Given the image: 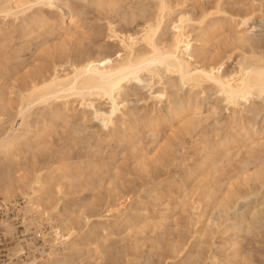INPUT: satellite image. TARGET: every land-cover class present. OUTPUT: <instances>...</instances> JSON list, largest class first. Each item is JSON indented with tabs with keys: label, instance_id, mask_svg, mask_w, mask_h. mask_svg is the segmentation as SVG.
Masks as SVG:
<instances>
[{
	"label": "rangeland",
	"instance_id": "rangeland-1",
	"mask_svg": "<svg viewBox=\"0 0 264 264\" xmlns=\"http://www.w3.org/2000/svg\"><path fill=\"white\" fill-rule=\"evenodd\" d=\"M169 1L171 19L182 14L190 19L192 66L209 67L222 58L225 73L248 54L264 56V0ZM56 5H31L20 19L0 15V106L9 101L0 107L1 134L21 122L15 115L18 100L37 78L57 70L65 74L87 61L112 63L123 53L119 37H139L157 11L155 0H59ZM244 16L251 17L246 26ZM165 32L164 37L170 34L168 25ZM239 35L247 40L241 43ZM146 78L121 92L112 123L104 125L79 101L56 116L61 104L53 101L45 114L32 115L36 121L30 117L27 137L13 148L12 159L0 154V167L9 171L8 177L0 171L2 182L9 178L21 186L0 192V201L9 205L13 249L30 252L11 264L44 259L51 244L60 248L54 234L61 228L59 218H70L66 229L73 225L75 234L67 237L83 239V256L93 252L95 237L110 233L105 245L111 251L104 249L102 258H117L116 249L113 264H264V94L233 105L208 83L196 87L173 80L176 86L169 87L166 76L152 85ZM162 89L165 95L154 98ZM93 102L109 110L107 99ZM37 176L50 184L39 209L25 202ZM31 211L50 216L40 213L34 224ZM145 217L152 226L137 235L143 246L133 247L127 227ZM88 230L94 237L85 235ZM107 256L87 264H112Z\"/></svg>",
	"mask_w": 264,
	"mask_h": 264
},
{
	"label": "bare ground",
	"instance_id": "bare-ground-1",
	"mask_svg": "<svg viewBox=\"0 0 264 264\" xmlns=\"http://www.w3.org/2000/svg\"><path fill=\"white\" fill-rule=\"evenodd\" d=\"M58 1L59 0H36V1L0 0V15H5L14 18L16 17L17 19L19 18L20 15L24 16L26 11L30 10L29 7H31V5L41 4L43 7L52 9L54 6L58 7L56 5ZM155 1L157 5L156 14L154 15V17L147 19L146 26L141 30V33L138 35L139 37H135V35L133 36L132 34L128 35L127 37L118 36L120 40V44L123 49L122 50L123 53L119 58L117 57L116 60H113L112 63L102 64L100 62L87 61L82 63L81 65L73 66L72 70L65 74H59L57 70L54 73L48 75L47 77H42L43 76L42 75L41 78L38 76L39 78H37L35 81L33 80L34 82L33 85L31 84L32 86H30L31 88L29 92L27 93L24 92L26 94H21L20 98L18 97L19 100L17 104L18 106L16 111L17 114L15 115L21 118V122L18 124L16 128L11 127V129H9L10 131L8 133L6 132L7 134L4 135L1 134L2 132L0 133V154H2L6 160H10V158L12 159L11 156H13L12 155L13 148L16 145H19L22 140L26 139L30 127L29 122H31V120L29 119L30 117H32L33 114H35V112L36 113L38 112L37 114H35L37 116L40 114H45L42 110L46 109L47 106L51 105L53 101H58L61 104V109L56 108L57 110L54 112L56 113V116H58L57 114H60L61 111L68 110L69 106L73 101H79L80 106L82 108L92 109L94 115L97 116V118L99 117L101 121L104 123V125L110 124L114 121V116L116 112L120 111L121 104L119 101V97L121 95V92L125 90L128 84L133 81L137 83L142 82L145 79V78L142 79V76L148 77L146 79L147 80L149 79L148 82H150L151 85L156 82L155 80H157V82L160 83L164 82L163 78L166 76V78H168L169 80L168 81L169 87L176 86L175 84H173V80L174 81L178 80L177 82L179 83L181 82L182 84H187L196 87H200L203 84L208 83L215 88V91L218 94H220L227 101V103L229 104L231 103L233 105L239 104L240 100L247 101L249 98L253 96L260 97L264 94V56L260 55L261 53L259 54L258 52H256V54L258 53L259 55H253L254 53H252L251 54L252 56L248 54L250 57H247L248 55L245 53L247 55L246 58L243 57L242 59L238 60L237 63H235L236 65L234 69L232 71L225 73L220 72L221 71L220 68L222 64L220 61L222 60V58L220 61L213 62L212 65L210 66L208 65L209 63L207 62L208 63L207 65L209 67H206L203 64L192 66L191 60L194 56L196 57V55H194L193 53L194 50L192 51L193 42H192V38L189 35V32L192 31L193 28L189 29L190 31L187 29V27H190L189 26L190 19L188 21V18L183 16V14L177 15V18L171 19L172 16L170 15L173 12L172 11L173 5L170 3V1L169 0H155ZM31 2L34 4H32ZM40 17L41 19L43 18L42 20L45 21L48 20L47 16L46 17L40 16ZM35 18L36 21L40 20L37 19V16ZM249 19H251L250 16L249 17L244 16V18L242 17L241 24L243 26H246ZM22 21L25 22L26 21L25 18L23 19L22 17ZM69 22L71 24L73 21L71 22L70 19ZM201 22L203 23V21ZM201 22H198V24ZM167 25H168V29L170 30V34H168L169 37L167 35L166 38L164 36L166 34L165 31L167 30ZM241 32L243 33L246 31L242 30ZM112 35L113 37L115 36L117 37L118 34H115L114 32ZM194 38L193 41H195ZM237 38H239L241 43L242 41L247 40L246 38L242 37V35L241 36L239 35ZM201 41H196V43L201 45L200 44ZM198 51L199 49L197 50V52ZM202 53L205 54L204 51ZM199 55L200 54H198V56ZM166 74L173 75V77L175 75L176 77L170 80V78L167 77ZM177 82L174 83L177 84ZM164 95H165L164 89L158 91L157 93H153L154 98H162ZM97 97H102L107 99L110 105L108 111L101 110L100 108L95 106L93 101ZM7 102L9 103V101ZM7 102H1L2 104L0 107L2 110L7 108L8 106ZM42 103L44 106H42V108L39 106L40 108L38 109V105L40 104L42 105ZM35 117H32V120L34 118V120L36 121ZM0 171L1 174H6L8 177L9 171L4 170L3 167H0ZM1 179L3 180V177L0 178V180ZM2 180L0 181V183L4 182V181L2 182ZM11 181L12 180L8 178V183L5 181L7 183L6 186H2L0 184V192L2 191L3 193L5 191V195H6V193L9 194L10 192H13L16 188L21 187L20 185H18L17 183L18 181L15 182L16 180H14L15 183ZM5 182L3 183V185L5 184ZM31 182L32 184L30 183L27 187L29 188L30 191L28 192V195L26 194L25 202L27 203L28 206L32 207L34 205V207H38L39 209V206L43 202L42 201L43 196L46 194L45 192L47 190V186L50 184L46 183L45 180H43V178L40 176H37L36 179ZM224 200L225 199H223V204H228V203H224L226 201ZM40 213L41 216H46V215L48 217L50 216V214H46L44 212H40ZM40 213L39 214H34L33 212L30 213L32 217L31 220L32 223L35 224L41 220L42 217L39 216ZM58 222L60 223L61 228L60 230H56L54 234L56 233V238L60 241L61 247L58 248L57 245L51 244L49 252L45 253L46 258L40 260L32 258L29 262H26L24 264H85L84 259L87 260L86 261L87 264L89 258L91 259V261L93 260V258L94 260L98 258H101L100 260H102L104 257L108 255L107 254L102 258L104 251L107 250V248L109 249V247L106 248L107 245L106 242H108L107 239L111 235L110 233H105L102 235L98 234L99 238L98 237L94 238V242L96 241V245L95 248H93L92 250L93 252L91 253L90 249L87 250L88 252L85 250L84 253L87 254L86 255L84 254L83 256L82 251L84 250V247L83 248L81 247L82 243H84L82 242L83 239L81 237L80 238L76 237L75 240L74 238L73 240H71L72 237L71 238L67 237V234L68 236L75 234L73 231V225L69 226V228L66 229V227L69 224H72L70 218H66V219L59 218ZM151 223L152 220L145 217L143 220L138 221L133 226L127 225L128 226L127 234L128 233L129 235L134 234V238L132 237V239H134L132 245L133 247L141 240V237L140 239H138L137 237L138 233H140L138 236L142 235L141 232L146 227H149ZM10 227L12 226L7 225L8 230L12 231V228ZM93 231L94 230H88V232L86 231L85 235H87V233L88 235H90L92 234ZM93 234H95V232ZM91 236L92 235H90V237ZM142 236H144V234ZM148 238H152V237L150 236L147 237V240H149ZM88 239H92V238H88ZM91 241L92 240H90V242ZM140 242H145V241H140ZM140 244L138 243L137 246H139ZM102 245H105V248L102 249V247H104ZM109 245L110 244H108L107 246ZM86 246L88 247V244ZM80 250L82 253H80ZM173 250H175V248ZM110 251L111 250L109 249L108 253ZM112 252H114V257L117 256L118 258L117 255L119 254L118 251L116 253V249H115V251ZM105 253L107 252L105 251ZM122 254L125 253L122 252ZM122 256L121 258L125 257L126 255L123 257ZM111 257L113 258V255ZM107 258L108 261L109 259L112 260V264L114 260L115 263L117 262L116 261L117 258L111 259L110 256H107ZM107 258L105 259L106 262H108ZM130 261L133 260L130 259ZM98 262L103 263L100 261ZM143 263H147V262L145 261ZM150 263L153 264V262ZM122 264H129V263L126 262Z\"/></svg>",
	"mask_w": 264,
	"mask_h": 264
},
{
	"label": "built area",
	"instance_id": "built-area-1",
	"mask_svg": "<svg viewBox=\"0 0 264 264\" xmlns=\"http://www.w3.org/2000/svg\"><path fill=\"white\" fill-rule=\"evenodd\" d=\"M10 220L9 205L0 201V264L18 262L30 255V252L23 248L13 249L12 233L7 228Z\"/></svg>",
	"mask_w": 264,
	"mask_h": 264
}]
</instances>
